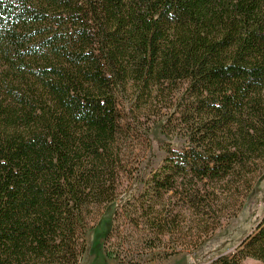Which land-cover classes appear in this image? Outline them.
Listing matches in <instances>:
<instances>
[{
  "label": "trees",
  "instance_id": "1",
  "mask_svg": "<svg viewBox=\"0 0 264 264\" xmlns=\"http://www.w3.org/2000/svg\"><path fill=\"white\" fill-rule=\"evenodd\" d=\"M263 171L264 0H0V264H80L112 204L103 247L196 252Z\"/></svg>",
  "mask_w": 264,
  "mask_h": 264
},
{
  "label": "rangeland",
  "instance_id": "2",
  "mask_svg": "<svg viewBox=\"0 0 264 264\" xmlns=\"http://www.w3.org/2000/svg\"><path fill=\"white\" fill-rule=\"evenodd\" d=\"M161 123L154 124L150 131L152 152L146 149L140 150L146 157L150 155L151 167L162 164L165 152L161 147L163 136L160 132ZM179 147L180 144H175ZM258 189L249 193L244 207L236 217L223 228L216 231L214 237L202 245L196 252L184 250L181 253L165 256L163 248L147 249L141 247L136 235L124 246H119V235H111L103 244L97 238L102 234L111 222L112 211L115 204L105 207L104 215L94 233L88 240V250L84 254L80 264H207L211 258L219 253H227L235 248L239 238L243 237L255 227L258 219L264 213V171L258 182ZM240 264H263L261 261L247 258Z\"/></svg>",
  "mask_w": 264,
  "mask_h": 264
},
{
  "label": "water",
  "instance_id": "3",
  "mask_svg": "<svg viewBox=\"0 0 264 264\" xmlns=\"http://www.w3.org/2000/svg\"><path fill=\"white\" fill-rule=\"evenodd\" d=\"M257 223H258V222H257ZM256 225H257V224H256ZM256 225H255V226H256ZM240 242H241V241H240ZM240 242H238L237 245L240 244ZM237 245H235V247H236Z\"/></svg>",
  "mask_w": 264,
  "mask_h": 264
}]
</instances>
